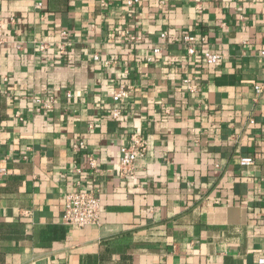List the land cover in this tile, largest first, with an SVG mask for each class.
Returning <instances> with one entry per match:
<instances>
[{"label":"crops","instance_id":"0c3cea01","mask_svg":"<svg viewBox=\"0 0 264 264\" xmlns=\"http://www.w3.org/2000/svg\"><path fill=\"white\" fill-rule=\"evenodd\" d=\"M102 1L0 0V264H259L264 0ZM134 131L147 150L120 177ZM78 189L98 194L99 225L61 222Z\"/></svg>","mask_w":264,"mask_h":264},{"label":"built area","instance_id":"2783aa9c","mask_svg":"<svg viewBox=\"0 0 264 264\" xmlns=\"http://www.w3.org/2000/svg\"><path fill=\"white\" fill-rule=\"evenodd\" d=\"M139 0H127L128 5L137 3ZM103 1L101 0V3ZM103 4V3H102ZM36 7L40 6L39 2H36ZM64 34V32H62ZM120 34H127V31L120 30ZM129 35V34H128ZM161 37H165L166 33H160ZM129 38L135 40L138 38L137 35H129ZM0 40H1V21H0ZM186 43V54L193 55L195 53V42L196 39L191 34H185L181 39ZM202 40H204L202 38ZM54 45L58 49V53L63 55L65 52V45L63 42H55ZM40 49H46L48 43L42 42L40 44ZM160 51L159 47L153 49L154 53ZM260 54L264 56V50L260 51ZM94 58H97L94 55ZM203 61L206 63H216L221 55L216 52L205 50L202 52ZM148 61L152 60V57H147ZM186 88L190 91L196 90V85L191 81L190 78L185 77L183 80ZM128 86L124 81H120L115 89L112 91L111 100L113 103L112 108L110 109L111 116L113 118L118 117L121 113V103L127 95ZM263 88L261 84H255L254 90L260 92ZM68 94V93H67ZM35 101L39 103L44 108H49L53 102V96L48 95L44 99L36 98ZM91 124H89L90 126ZM82 144V143H79ZM76 146V145H75ZM147 150V141L146 139L137 131L131 132L128 136L127 142L120 146V156L118 160V171L120 177H136L140 171L138 166V161L141 160ZM239 162L243 165L251 164L252 158L248 156H242L239 159ZM88 167L94 168L96 166V159L93 153H89L87 156ZM4 168H0V178L4 175ZM62 213L60 220L64 225L73 226V227H84L87 225H99L100 224V199L98 194L93 190H73L67 192L62 198ZM259 264H264V258L260 257L258 259Z\"/></svg>","mask_w":264,"mask_h":264}]
</instances>
